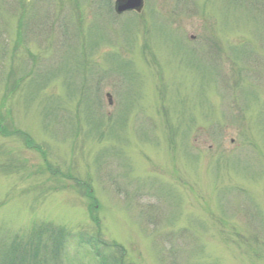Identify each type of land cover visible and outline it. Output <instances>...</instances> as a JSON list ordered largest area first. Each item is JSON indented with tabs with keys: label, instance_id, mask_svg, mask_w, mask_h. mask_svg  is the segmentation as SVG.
<instances>
[{
	"label": "rangeland",
	"instance_id": "obj_1",
	"mask_svg": "<svg viewBox=\"0 0 264 264\" xmlns=\"http://www.w3.org/2000/svg\"><path fill=\"white\" fill-rule=\"evenodd\" d=\"M114 3L0 0V260L264 264V0Z\"/></svg>",
	"mask_w": 264,
	"mask_h": 264
},
{
	"label": "trees",
	"instance_id": "obj_2",
	"mask_svg": "<svg viewBox=\"0 0 264 264\" xmlns=\"http://www.w3.org/2000/svg\"><path fill=\"white\" fill-rule=\"evenodd\" d=\"M4 132V129H2ZM98 224V223H97ZM47 227L46 229H38L37 231L39 232H45L48 231V233L51 235L52 240H53V256L55 259L58 260V253H59V246L62 245L61 240L64 236V231H56L54 228H52L51 225L44 226V228ZM44 234H40L39 238ZM71 239H76L75 241L87 244L91 247H94L95 254L94 255V260L96 259V264H123V257L125 254L124 248L120 245H117L113 247L116 249V252L114 254H109L107 255L103 251H101V248H109L108 244L105 242H101L98 239V236H91L90 238H85L82 234H72L69 236V240ZM14 245L12 246V249L7 253V255L4 256L2 260H0V264H43V262L40 260H37L35 258L30 259L29 254H30V245L29 244H22L21 242H15L13 241ZM34 247V246H33ZM36 250V255H39V250L38 248L35 247ZM3 252H6V249L3 250ZM120 253V256L118 254ZM58 263V261H57ZM44 264H47L44 262Z\"/></svg>",
	"mask_w": 264,
	"mask_h": 264
},
{
	"label": "water",
	"instance_id": "obj_3",
	"mask_svg": "<svg viewBox=\"0 0 264 264\" xmlns=\"http://www.w3.org/2000/svg\"><path fill=\"white\" fill-rule=\"evenodd\" d=\"M144 6V0H116L115 8L118 13L125 11H141Z\"/></svg>",
	"mask_w": 264,
	"mask_h": 264
}]
</instances>
